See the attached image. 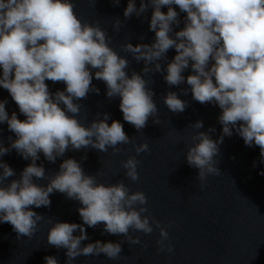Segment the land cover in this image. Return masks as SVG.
I'll list each match as a JSON object with an SVG mask.
<instances>
[{"label": "clouds", "instance_id": "obj_1", "mask_svg": "<svg viewBox=\"0 0 264 264\" xmlns=\"http://www.w3.org/2000/svg\"><path fill=\"white\" fill-rule=\"evenodd\" d=\"M112 3L119 6L120 0ZM164 6L166 13L161 10ZM149 7L153 9L149 30L155 33L154 42L135 46L124 43L123 51L144 62L145 76L166 72L164 80L169 86L178 87L186 81L192 99L221 109L218 121L222 134L218 140L199 131L202 121L189 125L195 134L187 146L186 160L199 170L201 190L209 176L221 175L217 166L219 144L225 136H232L233 129L246 146L259 147L264 163V0H140L139 8L136 0H128L124 18L133 14L141 17ZM180 13L186 14L184 27L174 32L173 26L180 25ZM121 23L115 18V32L120 31ZM111 40L98 23L89 24L77 16L72 0H0V87L8 91L19 113L26 117L21 120L16 112L9 116L8 101L0 100V124L6 123L16 137H8L9 147L0 139V157L14 149L23 159L31 160L20 178L7 184L16 173L0 160V223H9L17 239L32 238L38 222L44 219L32 207H50V195L59 192L80 203L83 225L96 228L103 224L102 234L124 237L123 242L96 241L81 247V242L89 239L83 225L51 223L47 244L66 249L67 264L80 256L100 254L118 260L122 243L142 244L140 237L131 233L150 235L156 229L157 252L175 251L170 242L166 243L167 228L155 217L144 215L149 211L146 194L130 192L122 180L111 185L99 183L97 175H86L80 162L68 158L48 177L46 186L34 182V178L46 177L43 165H37L40 153L55 163L69 150L92 148L107 153L111 148L116 154L123 150L121 145L132 144L137 155L149 152V144L136 145L120 121L109 125L108 113H97L90 125L79 119L83 105L77 101L86 100L90 92L99 94L92 83L95 70V79L106 85V96L120 98L125 122L137 131L147 127L150 118L160 124L155 93L148 87L152 81L135 71L129 76L125 71L129 61L110 46ZM170 49H175L176 55L163 68L159 61L168 60ZM152 64L154 67H149ZM189 67L192 74L185 78L182 73ZM46 81L66 87L52 93ZM181 91L188 94V89ZM162 100L172 113H182L188 107L176 92L169 91ZM139 164L136 156L121 162L125 177L132 182L140 179ZM76 231L80 234L74 235ZM44 259L46 264H58L54 256Z\"/></svg>", "mask_w": 264, "mask_h": 264}]
</instances>
